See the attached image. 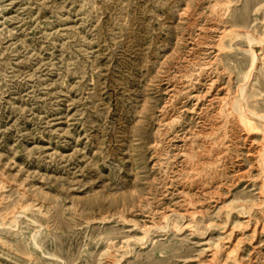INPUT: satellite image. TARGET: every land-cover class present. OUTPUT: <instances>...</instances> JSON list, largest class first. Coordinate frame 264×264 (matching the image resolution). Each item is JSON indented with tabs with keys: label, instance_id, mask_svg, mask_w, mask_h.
Masks as SVG:
<instances>
[{
	"label": "rangeland",
	"instance_id": "374dc122",
	"mask_svg": "<svg viewBox=\"0 0 264 264\" xmlns=\"http://www.w3.org/2000/svg\"><path fill=\"white\" fill-rule=\"evenodd\" d=\"M260 120L264 0H0V264H264Z\"/></svg>",
	"mask_w": 264,
	"mask_h": 264
},
{
	"label": "bare ground",
	"instance_id": "6f19581e",
	"mask_svg": "<svg viewBox=\"0 0 264 264\" xmlns=\"http://www.w3.org/2000/svg\"><path fill=\"white\" fill-rule=\"evenodd\" d=\"M256 61L254 60V62L253 63H255ZM255 69V65L253 64V66H252V71ZM243 100V99H242ZM240 102V101H239ZM243 102V101H242ZM241 102V103H242ZM240 109H242V111H243V115H242V125H244V126H246L247 127V129H250V131H251V129H252V122H253V120L255 119H257V120H259V119H263L262 117H259V116H257L255 113H253V112H251L250 110H248L247 109V107L246 106H244V105H241V107H239ZM239 109V110H240ZM260 121H262L263 122V120H260ZM264 123V122H263ZM250 131L249 132H247L248 134L250 133ZM251 134V133H250ZM264 155V154H263Z\"/></svg>",
	"mask_w": 264,
	"mask_h": 264
}]
</instances>
